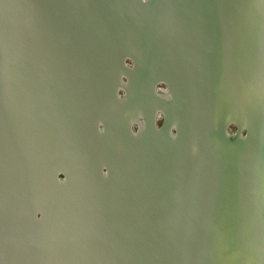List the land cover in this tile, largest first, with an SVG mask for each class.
<instances>
[{"label": "water", "instance_id": "95a60500", "mask_svg": "<svg viewBox=\"0 0 264 264\" xmlns=\"http://www.w3.org/2000/svg\"><path fill=\"white\" fill-rule=\"evenodd\" d=\"M6 2L0 264H264V0Z\"/></svg>", "mask_w": 264, "mask_h": 264}, {"label": "flooded vegetation", "instance_id": "af4514ba", "mask_svg": "<svg viewBox=\"0 0 264 264\" xmlns=\"http://www.w3.org/2000/svg\"><path fill=\"white\" fill-rule=\"evenodd\" d=\"M129 63H130V61H129ZM155 89H156L157 92L164 93V92L167 91V85L165 83H163V82H158L155 85ZM161 123H162V115L160 113H158V116L156 118V125L160 126ZM132 127L135 130L137 128V125L134 124Z\"/></svg>", "mask_w": 264, "mask_h": 264}, {"label": "clouds", "instance_id": "9594fccd", "mask_svg": "<svg viewBox=\"0 0 264 264\" xmlns=\"http://www.w3.org/2000/svg\"><path fill=\"white\" fill-rule=\"evenodd\" d=\"M226 119H227V117H226ZM176 125L175 124H173L172 125V128H171V131H172V138L174 139L176 136H175V132H176ZM193 151H195V148L193 147Z\"/></svg>", "mask_w": 264, "mask_h": 264}, {"label": "snow or ice", "instance_id": "6c2138e0", "mask_svg": "<svg viewBox=\"0 0 264 264\" xmlns=\"http://www.w3.org/2000/svg\"><path fill=\"white\" fill-rule=\"evenodd\" d=\"M9 3L6 0H0V8L5 9Z\"/></svg>", "mask_w": 264, "mask_h": 264}, {"label": "rangeland", "instance_id": "374dc122", "mask_svg": "<svg viewBox=\"0 0 264 264\" xmlns=\"http://www.w3.org/2000/svg\"><path fill=\"white\" fill-rule=\"evenodd\" d=\"M229 128H230L231 130H234V129H235V127H234L233 125H230Z\"/></svg>", "mask_w": 264, "mask_h": 264}]
</instances>
